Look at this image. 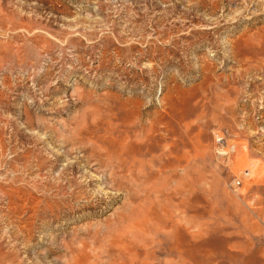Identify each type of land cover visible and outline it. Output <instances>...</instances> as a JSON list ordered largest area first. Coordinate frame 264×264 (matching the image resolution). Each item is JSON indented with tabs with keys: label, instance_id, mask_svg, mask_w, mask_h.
<instances>
[{
	"label": "rangeland",
	"instance_id": "rangeland-1",
	"mask_svg": "<svg viewBox=\"0 0 264 264\" xmlns=\"http://www.w3.org/2000/svg\"><path fill=\"white\" fill-rule=\"evenodd\" d=\"M0 264H264V0H0Z\"/></svg>",
	"mask_w": 264,
	"mask_h": 264
},
{
	"label": "bare ground",
	"instance_id": "bare-ground-1",
	"mask_svg": "<svg viewBox=\"0 0 264 264\" xmlns=\"http://www.w3.org/2000/svg\"><path fill=\"white\" fill-rule=\"evenodd\" d=\"M251 169V168H250ZM233 187H237V185H239V181L238 180H235L234 183L232 184Z\"/></svg>",
	"mask_w": 264,
	"mask_h": 264
}]
</instances>
